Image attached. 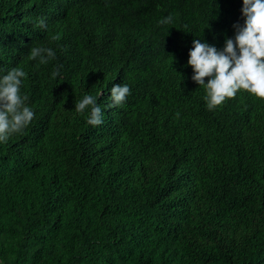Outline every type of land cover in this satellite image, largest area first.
<instances>
[{
	"label": "trees",
	"instance_id": "obj_1",
	"mask_svg": "<svg viewBox=\"0 0 264 264\" xmlns=\"http://www.w3.org/2000/svg\"><path fill=\"white\" fill-rule=\"evenodd\" d=\"M242 5L0 0V77L26 72L34 112L0 142V264H264V100L209 110L187 64L194 39L234 38ZM85 95L102 124L75 111Z\"/></svg>",
	"mask_w": 264,
	"mask_h": 264
},
{
	"label": "clouds",
	"instance_id": "obj_2",
	"mask_svg": "<svg viewBox=\"0 0 264 264\" xmlns=\"http://www.w3.org/2000/svg\"><path fill=\"white\" fill-rule=\"evenodd\" d=\"M243 25L236 23L234 38H227L223 49L200 39L193 40L187 64L193 69L191 79L205 90L203 99L209 110L235 98L238 91H246L253 97L264 100V0H243L241 9ZM171 24L172 17L159 21ZM36 27L46 28L43 17L36 21ZM53 41L60 39L52 36ZM29 61L46 65L55 59L50 47H32ZM26 72L14 67L0 77V142H7L13 134L22 133L34 119V112L28 106L29 97L22 95L21 86ZM52 78L59 76V68L52 72ZM207 78V82H205ZM111 106H122L130 95L127 84H114L110 89ZM88 111L86 123L98 126L103 123L102 109L93 95H85L75 103V111Z\"/></svg>",
	"mask_w": 264,
	"mask_h": 264
}]
</instances>
